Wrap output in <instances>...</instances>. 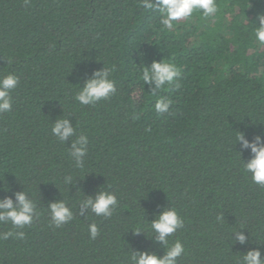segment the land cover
<instances>
[{"label": "trees", "instance_id": "16d2710c", "mask_svg": "<svg viewBox=\"0 0 264 264\" xmlns=\"http://www.w3.org/2000/svg\"><path fill=\"white\" fill-rule=\"evenodd\" d=\"M216 3L214 18L197 14L162 31L159 14L138 0H31L30 7L0 0V74L19 78L11 111L0 114V187L9 188L0 199L15 202L14 193L25 190L40 212L22 229L25 239L0 241V264H129L131 251L161 256L148 222L166 207L184 220L169 237L185 248L177 264H238L252 248L264 256V188L243 172L250 153L235 144L238 132L248 140L264 135V47L245 30L264 13V0ZM161 59L181 67V86L157 93L173 104L156 115L151 86L139 77ZM103 66L115 69L116 94L80 105L79 84ZM59 116L88 136L83 169L74 167L70 143L51 134ZM67 175L73 184L63 183ZM100 188L119 201L113 215L81 216L79 201ZM59 199L74 218L56 228L47 205ZM90 223L100 230L94 240ZM137 227L144 234H133ZM10 228L0 224V231ZM241 231L249 236L244 245L235 242Z\"/></svg>", "mask_w": 264, "mask_h": 264}, {"label": "clouds", "instance_id": "9594fccd", "mask_svg": "<svg viewBox=\"0 0 264 264\" xmlns=\"http://www.w3.org/2000/svg\"><path fill=\"white\" fill-rule=\"evenodd\" d=\"M24 5L30 7L31 0H24ZM138 6L145 11H155L159 14L162 31L174 30L179 22H190L197 14L201 19L214 18L219 11L216 0H138ZM249 29L252 43L258 47H264V13H258L251 22L247 20L245 30ZM12 63V59L9 58L8 64ZM114 70V68L103 66L102 70L94 71L91 77L79 84L80 87L74 100L84 106L109 100L117 91L116 82L112 79ZM181 72V67L166 59H161L159 62L153 60L149 67L141 68L139 78L143 84L151 86V98L154 100L151 110L156 115L170 112L173 100L168 96H157V93L160 90L180 88ZM18 84L19 78L16 75L0 74V114L11 111L12 92ZM67 117L69 116H59L55 119L51 125V134L61 143L66 141L70 143L68 155L74 162L75 168L83 169L89 139L83 133L78 135L73 123ZM236 143H239L241 150H247L250 153L247 161L241 160L243 172L250 175L254 184L264 188V135H255L248 140L243 132H238ZM63 183L73 184V176H65ZM0 191L7 192L9 188L0 187ZM14 196L15 202L8 196L0 199V224L11 225L9 230L0 231V241L9 238L25 239V232L22 229L30 227L40 215L36 201L25 190L15 192ZM118 204L119 201L114 193L100 188L94 196H85L79 201V214L86 216L88 212H91L96 216L110 218ZM47 212L50 224L56 228H60L74 218L72 208L63 199L50 202L47 205ZM221 220L222 215H218L217 221ZM148 225L152 233L151 237L154 236L155 241L163 246V255L158 256L151 251H131L128 257L129 264H177L178 258L185 253V248L179 240L170 243L169 237L184 226L183 218L175 208L166 207L155 214ZM131 231L133 234H144L140 227ZM99 233L100 230L96 223L88 225L90 239H96ZM234 234L235 242L241 245L249 241V236L242 231ZM238 264H264V256L259 248H252L243 253Z\"/></svg>", "mask_w": 264, "mask_h": 264}]
</instances>
